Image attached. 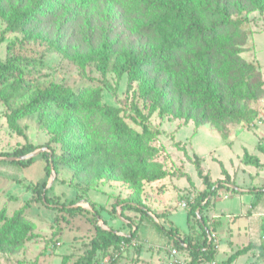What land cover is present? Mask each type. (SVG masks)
<instances>
[{
    "label": "trees",
    "instance_id": "obj_1",
    "mask_svg": "<svg viewBox=\"0 0 264 264\" xmlns=\"http://www.w3.org/2000/svg\"><path fill=\"white\" fill-rule=\"evenodd\" d=\"M251 11L263 13L264 0H27L24 5L0 0V18L6 29L20 31L27 38L34 36L33 28L38 23L62 20L58 24L62 27L64 22L81 18L87 23L90 36L72 49L58 36L49 40V46L71 60L82 73L91 66L102 76L111 73L120 79L125 75L128 87L136 83L134 91L148 108L144 113L135 104L140 119L125 114L122 107L103 101V86L97 82L73 88L51 81L44 87L32 88L28 85L32 77L22 68L23 62L32 61L18 55L0 60V98L9 105V99L17 92L21 91L19 97L26 96L16 107L7 106L9 128L24 136L19 120L36 115L50 135L43 145L27 142L12 151L0 152L2 157H19L39 147L46 148L35 156L23 160L2 158L0 163L26 167L41 160L44 176L33 191L45 203L56 202L43 189L52 169L58 173L60 166L72 170L77 195L101 181H119L129 189L125 197L113 203L120 205V216L131 226L128 234L119 233L114 226L99 225L101 215L93 204L92 209L55 205L71 215H85L95 228L84 253L73 264H93L97 252L129 245L146 218H151L167 236L169 245L165 247L180 251L186 264L215 260L217 245L214 238H209L211 225L204 210L220 188L237 192L234 183L221 161L224 178L212 181L195 154V167L205 189L187 211L191 230L184 231L168 220L166 226L159 214H155L156 222L141 197L146 184L163 179L167 170L156 159L154 140L159 131L147 121L157 111L184 122L192 120L197 126L210 123L225 139L227 123L250 122L257 117L254 103L264 96V78L259 66L241 56L248 37L241 15ZM113 27L127 29L137 37H123ZM2 38L0 34V44ZM127 118L139 124L140 129L131 126ZM176 144L181 146L179 141ZM258 148L264 153V146L258 144ZM242 160L264 167V162L247 151ZM255 194L257 200L264 199V183ZM204 199L207 200L203 204ZM125 208L140 214L137 223L123 215ZM0 221V253L16 251L33 234L34 224L22 210L6 218L1 209ZM251 225L250 221L248 243L220 264L232 263L249 250L257 256L264 255V238L257 236ZM165 247L162 248L166 252Z\"/></svg>",
    "mask_w": 264,
    "mask_h": 264
},
{
    "label": "rangeland",
    "instance_id": "obj_2",
    "mask_svg": "<svg viewBox=\"0 0 264 264\" xmlns=\"http://www.w3.org/2000/svg\"><path fill=\"white\" fill-rule=\"evenodd\" d=\"M12 1L24 5L27 0ZM241 18L243 27L248 32L241 56L259 66L264 77V12H244ZM61 21L38 23L33 28L34 36L27 38L20 31L6 29L5 22L0 18V34L3 37L0 44V60H5L8 55H18L32 61L33 63L22 64L23 70L32 77L28 82L32 88L44 87L51 81L62 82L73 88L87 82H97L103 86V101L122 107L125 114L133 115L137 119L140 118L134 110L136 103L142 112L147 113L146 104L134 91L136 83L128 87L125 75L120 79H116L111 73L102 76L91 66H87L82 73L71 60L49 46V40L58 36L72 49L82 38L90 36V29L81 18L64 22L62 27H59ZM113 29L123 37H137L127 29ZM6 89L9 90L8 87ZM19 93L21 91L9 99V105L12 107L26 99V96L19 97ZM263 98L264 96L254 103L258 109L255 119L225 125V139L210 123L197 126L192 120L184 122V119L159 115L157 111L149 116L148 124L159 131L154 140L158 149L156 159L167 170L166 177L146 184V192L141 197L143 205L149 209L156 222L158 220L155 214H159L165 225L168 220L184 231L191 230L190 223L187 222V211L190 203L205 189L195 167L194 155L199 157L204 173H209L212 181L224 178L221 161L237 192L220 188L210 199L209 196L206 197L209 203L204 213L211 225L209 236L214 238L215 244L217 243L216 227L219 226L220 217L226 215V212H220L224 198H232L248 190L253 191L264 183V167L246 164L242 160L244 151L247 150L252 155L258 154L256 156L264 162V153L258 148V144H264ZM9 105L0 98V152L12 151L27 142L34 145L45 144L50 135L37 121L36 115L24 116L19 120L24 126V136L9 128L5 116ZM127 121L134 128L140 129L139 124L130 118H127ZM178 141L181 146L176 144ZM40 148L46 149H37ZM43 165L41 160H36L26 167L0 163V210L5 211L6 218L22 210L34 224L32 236L22 247L11 253H0V264H73L84 253L95 234L94 226L85 215H71L60 207H55L56 204H65L67 207L81 205L88 209H92L93 204L101 215L99 225L114 226L119 229V233H129L131 226L120 216V205L113 204L129 192L123 183L101 181L88 192L82 191L77 195L72 184V170L67 166H60L58 173L51 171L43 189L44 193L56 202L45 203L33 191L37 181L44 176ZM183 203H186V206H182ZM215 211L217 216H213ZM248 211L238 216L233 214V217H243L249 226L255 207ZM123 215L133 224L137 223L140 217L132 208H125ZM255 224L257 228H264V222L255 221ZM136 235L129 245L110 249L106 253L97 252L93 264H164L166 252L162 246L169 243L167 236L157 228L151 218H146L139 224ZM238 264H242V261Z\"/></svg>",
    "mask_w": 264,
    "mask_h": 264
},
{
    "label": "crops",
    "instance_id": "obj_3",
    "mask_svg": "<svg viewBox=\"0 0 264 264\" xmlns=\"http://www.w3.org/2000/svg\"><path fill=\"white\" fill-rule=\"evenodd\" d=\"M260 145L264 146V144ZM258 188L253 189V191L248 190L240 195L233 196L232 198H224L225 202L223 207L221 206L220 212L224 211L226 212V215L220 217V223L218 224L219 226L216 227V233L218 235L216 238L217 253L215 255V261H217L218 264H220L221 261L225 260L237 248L248 243V241L250 240L247 220H244V218L240 216L239 218H234L235 215L238 216V214L245 213L246 211H248V209L255 206V213L252 216L251 222H253L252 225L256 229V235L258 236L260 234L264 238V228H257L255 224V221H257L258 223L264 222V212H261L262 210H264V199L257 200L255 191H257ZM233 214H235L234 217ZM213 216H217L216 211L213 213ZM165 246L163 245L162 247ZM240 260L242 261V264H264V255L257 256L254 253V250H249L239 255L232 263L229 264H238Z\"/></svg>",
    "mask_w": 264,
    "mask_h": 264
},
{
    "label": "built area",
    "instance_id": "obj_4",
    "mask_svg": "<svg viewBox=\"0 0 264 264\" xmlns=\"http://www.w3.org/2000/svg\"><path fill=\"white\" fill-rule=\"evenodd\" d=\"M182 206H186V203H183ZM209 238L211 239V236H209ZM166 249H167V252H166L164 264H186L187 263L186 257L176 248L166 247ZM206 264H216V261L212 260Z\"/></svg>",
    "mask_w": 264,
    "mask_h": 264
},
{
    "label": "water",
    "instance_id": "obj_5",
    "mask_svg": "<svg viewBox=\"0 0 264 264\" xmlns=\"http://www.w3.org/2000/svg\"><path fill=\"white\" fill-rule=\"evenodd\" d=\"M44 148H40V149H35L34 151L30 152V153H27L23 156H19V157H14V156H11V157H2L0 156V159L2 158H5V159H8V160H23V159H27V158H30L32 156H35L36 154H38L39 152L43 151ZM53 170V169H52ZM103 228H107L106 225H102Z\"/></svg>",
    "mask_w": 264,
    "mask_h": 264
}]
</instances>
